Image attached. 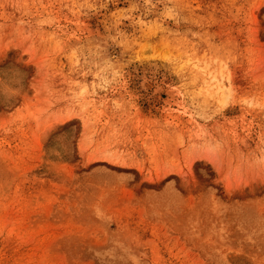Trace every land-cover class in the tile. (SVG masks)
<instances>
[{
	"label": "rangeland",
	"instance_id": "rangeland-1",
	"mask_svg": "<svg viewBox=\"0 0 264 264\" xmlns=\"http://www.w3.org/2000/svg\"><path fill=\"white\" fill-rule=\"evenodd\" d=\"M0 264H264V0H0Z\"/></svg>",
	"mask_w": 264,
	"mask_h": 264
}]
</instances>
